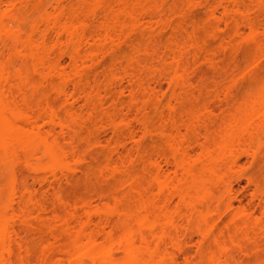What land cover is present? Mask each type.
Masks as SVG:
<instances>
[{"label": "bare ground", "instance_id": "obj_1", "mask_svg": "<svg viewBox=\"0 0 264 264\" xmlns=\"http://www.w3.org/2000/svg\"><path fill=\"white\" fill-rule=\"evenodd\" d=\"M263 173L264 0H0V264H264Z\"/></svg>", "mask_w": 264, "mask_h": 264}, {"label": "rangeland", "instance_id": "obj_2", "mask_svg": "<svg viewBox=\"0 0 264 264\" xmlns=\"http://www.w3.org/2000/svg\"><path fill=\"white\" fill-rule=\"evenodd\" d=\"M198 2H201V0H198ZM198 11H196V15H198L197 17H205V14H206V10H205V8H203V9H201V8H199V9H197ZM200 15V16H199ZM247 51H248V49H244L240 54H242V55H240L239 56V59H238V61H240V62H238L239 64H241V65H243L244 63H245V60H246V58H244L245 57V54L247 53ZM69 62V60L67 59V63ZM206 70L208 71V68L206 67ZM210 70V69H209ZM207 73V72H206ZM209 73V74H208ZM208 73H207V75H208V77H207V75L205 76L206 77V82H207V85L209 84L210 86L212 85L213 86V84H216V81L217 82H219L220 80H221V82H219V84L221 85V84H226L227 82H225L224 83V81H223V83H222V78H219L215 73H213L212 74V71H208ZM215 76V77H214ZM205 77H204V80H205ZM217 77V78H216ZM201 80H202V82H204L203 81V77H201L200 78ZM198 79H196V81H197ZM200 80V81H201ZM215 82V83H214ZM165 85H167V84H165ZM227 85H230V83L229 84H226V86ZM167 87V86H166ZM241 90V89H240ZM238 90H236V92H237ZM242 91V90H241ZM238 93H240V92H238ZM109 128H105V131H106V133L104 134V131L103 132H101V134L103 135V137H108V138H111L112 136H113V134H112V131L111 130H109ZM108 132V133H107ZM247 160V159H246ZM96 163V162H95ZM103 164H105V163H103ZM95 166H97V163L96 164H94ZM23 167V166H22ZM22 167H21V170L23 171V173L26 171L25 169H24V167H23V169H22ZM25 170V171H24ZM25 173H27V172H25ZM24 173V174H25ZM264 174V173H263ZM263 174H259L260 175V178L264 181V175ZM27 175V174H26ZM89 177H88V176ZM1 176V175H0ZM83 176V177H82ZM81 177V178H80ZM6 178H7V175H6ZM4 176H3V178L1 179L0 178V180L2 181V182H4V183H1V184H3L2 185V187H4V189L6 190L7 189V185H8V181H7V179H6ZM96 177H94L93 175H91V173H84V174H80L79 175V177L78 178H76L74 181H73V183L72 184H70V185H65L64 186V189H62V197L64 196V199L66 198V200H73V199H76V197L79 195H81V196H83V195H92L91 197H95L96 198V200H97V192H99L102 188L104 189L105 188V186L106 185H103V183H99L96 179H95ZM4 179V180H3ZM94 179V180H93ZM260 179V180H261ZM261 180V183L263 182ZM97 183H99V184H97ZM264 183V182H263ZM262 183V184H263ZM4 184H6V185H4ZM242 185H241V188H240V190L241 189H244V188H246V187H248V182H246V180H243L242 181V183H241ZM72 185V186H71ZM68 186V187H67ZM99 186V187H98ZM96 187V188H95ZM107 187V186H106ZM95 188V189H94ZM108 188V187H107ZM106 188V189H107ZM94 189V190H93ZM105 189V190H106ZM95 191V192H94ZM103 191V190H102ZM101 191V192H102ZM93 194H92V193ZM252 194L253 193V188L251 189V191L249 190L248 191V193L245 195V199H243V201L248 205L249 203L250 204H252V202H250V201H252V195L250 194V193ZM83 193V194H82ZM87 193H90V194H87ZM95 193V194H94ZM100 193V192H99ZM99 193H98V195H99ZM94 195V196H93ZM78 196V197H79ZM89 196V197H90ZM243 202V203H244ZM244 203V204H245ZM245 204V205H246ZM249 206H251V205H249ZM253 206H251L250 208H252ZM254 208V207H253ZM252 208V209H253ZM247 246V245H246ZM249 258V259H248ZM242 259L243 260H245V261H247V262H250L251 264H254V258H253V256H251V257H242ZM251 259V260H250ZM249 260V261H248ZM263 261H264V259H263Z\"/></svg>", "mask_w": 264, "mask_h": 264}]
</instances>
